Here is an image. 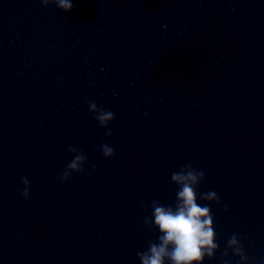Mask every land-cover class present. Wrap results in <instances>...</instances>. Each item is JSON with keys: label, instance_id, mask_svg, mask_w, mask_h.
I'll list each match as a JSON object with an SVG mask.
<instances>
[{"label": "water", "instance_id": "water-1", "mask_svg": "<svg viewBox=\"0 0 264 264\" xmlns=\"http://www.w3.org/2000/svg\"><path fill=\"white\" fill-rule=\"evenodd\" d=\"M73 4L0 0V264H141L187 164L220 198L197 201L219 244L203 264H244L223 256L234 233L264 264V0ZM69 147L86 173L61 182Z\"/></svg>", "mask_w": 264, "mask_h": 264}, {"label": "clouds", "instance_id": "clouds-1", "mask_svg": "<svg viewBox=\"0 0 264 264\" xmlns=\"http://www.w3.org/2000/svg\"><path fill=\"white\" fill-rule=\"evenodd\" d=\"M45 7L55 4L59 9L67 12L74 7L73 0H40ZM89 109L95 114V119L102 128L115 119V114L109 110L99 108L94 101H89ZM111 136V130L106 132ZM102 154L105 158L115 156V150L107 143L101 146ZM68 151L73 155V159L63 170L59 179L61 182L70 181L72 173L85 174L84 165L87 163L86 155L75 147H69ZM96 171V166L92 165L91 173ZM205 179V173L199 171L192 164L184 165L179 171L171 174V182L178 186L176 193V203L174 206H164L159 201H152V213L150 217H145L146 227L158 229L160 235L158 242H150L146 251L138 252L141 264H203L205 257L212 259L219 250L216 242V232L214 229V218L211 208L208 205L201 206L197 201L205 200L209 202H220V198L215 191L198 193L197 188L201 181ZM25 185L22 195L25 199L30 198V182L27 177L22 178ZM226 210V209H225ZM229 249L232 255L240 258L247 264L248 257L245 255L241 238L234 233L227 241L223 256L227 257ZM224 264H228L225 260Z\"/></svg>", "mask_w": 264, "mask_h": 264}]
</instances>
